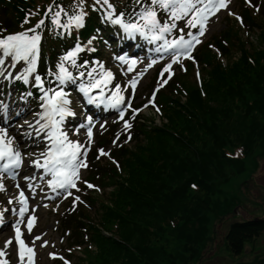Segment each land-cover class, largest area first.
Instances as JSON below:
<instances>
[{
	"label": "snow or ice",
	"instance_id": "6c2138e0",
	"mask_svg": "<svg viewBox=\"0 0 264 264\" xmlns=\"http://www.w3.org/2000/svg\"><path fill=\"white\" fill-rule=\"evenodd\" d=\"M232 2L129 0L127 5L119 7L115 0H91V3L89 0H71L68 5L52 0L35 25L23 27L30 24L32 17L41 15L40 9L26 12L21 31L8 33L7 29L0 27V80L25 86L20 101L33 96L38 101V110L31 113L32 119L29 120L20 119L21 113L14 112L12 106L0 98V194L11 193L6 206L0 203V233L12 229V235L0 244V264H12L10 257L13 250L16 264H36V242L41 241L40 247L49 246V241L44 239L47 233L33 235L39 219L37 211L41 207L49 208L48 203L31 204L38 193L42 201L62 202L72 197L70 211L74 212L80 204L89 207L81 195L75 194H83L79 185L101 191L99 186L82 176L83 170L90 169L89 152L96 143L93 130L99 122L94 115L85 114L72 128L67 127L68 119L77 117L69 85L85 98V104L116 111L117 119L113 122H122L123 127L115 134L112 145L123 147L132 141L133 121L142 112L151 107L162 114L156 102L157 94L175 75L173 66L180 65L181 70L186 71L184 61L189 60L199 68L193 53L203 44V38L210 32V23H216L222 11H227L241 27H245L244 18L231 11L229 6ZM245 4L254 7L256 12L260 11L259 5H253L252 0H245ZM90 12L97 13L102 22L117 26L122 38L132 41L139 38L151 46L146 49L149 54L147 64H144V57L113 54L112 59L118 62L122 77L134 73L123 84L116 73L106 67L105 61L81 60L82 54L98 51L94 46V41L98 39L96 35L87 41H81L76 35L73 46L59 57L55 67L45 63L44 72L40 71L45 32L61 38L70 37L86 27ZM224 43L226 45L227 42ZM209 47L218 56L223 55L215 45ZM164 60L167 63L161 67L156 87L146 98L147 103L134 108L132 101L138 85L149 69ZM142 64L144 66L140 68ZM196 76L199 81V70ZM13 117L17 119L13 120ZM106 124L107 121L100 123V128L104 129ZM82 130V140L72 138L81 136ZM121 135L125 137L123 141ZM27 141H32L38 150L26 151ZM102 157L108 158L120 169L121 165L113 158L111 149L106 151L104 147H97L94 159L99 161ZM26 164L32 171L21 175ZM59 206L57 203L52 210L58 212ZM65 235H71L70 230ZM51 246L55 247L54 244ZM49 258L70 264L55 252L49 253Z\"/></svg>",
	"mask_w": 264,
	"mask_h": 264
},
{
	"label": "trees",
	"instance_id": "16d2710c",
	"mask_svg": "<svg viewBox=\"0 0 264 264\" xmlns=\"http://www.w3.org/2000/svg\"><path fill=\"white\" fill-rule=\"evenodd\" d=\"M244 15L255 43L242 41L236 31L224 32L231 44L223 48L225 66L203 48L206 95L190 80V69L182 77L189 98L183 101L181 92L172 90L162 96L163 125L145 128L134 149L122 154L123 174L104 184L113 189L99 201L98 220L88 212L78 219L94 246L84 248L80 264H198L214 220L233 202L224 195L220 200L219 178L226 170L239 175L255 151H264V11L261 21L248 11ZM239 144L248 150L247 160L226 157ZM263 233L264 217L235 222L224 242L239 257ZM74 239L84 242L81 233Z\"/></svg>",
	"mask_w": 264,
	"mask_h": 264
},
{
	"label": "rangeland",
	"instance_id": "374dc122",
	"mask_svg": "<svg viewBox=\"0 0 264 264\" xmlns=\"http://www.w3.org/2000/svg\"><path fill=\"white\" fill-rule=\"evenodd\" d=\"M225 16L226 15L221 16L219 22L213 26L209 36L231 26V21ZM240 32L244 33L242 30H240ZM249 40H251V38H249ZM253 43H255V41ZM193 78L194 77L190 79L192 82H194ZM206 80L207 78L204 81V85L207 83ZM157 122L160 123L158 119ZM133 145L134 144L131 146ZM239 145L241 148V144ZM258 152L260 153V150ZM259 153L255 151V154L252 153L254 154L252 159L247 160L246 157L247 155L249 156V152L247 150L246 154L245 148L242 147L239 150V160L246 159L248 161H246L247 163L244 169L239 171V175L236 176L226 170V172H224L227 176L219 178V189L222 192L219 195L220 200L223 202L225 201L224 195L230 200L233 198V202L232 206L228 209V213L224 217L218 221L214 220V233L209 241L208 248L204 251L198 264H257L259 260L264 259V233L253 242L248 243L245 253L239 257L232 255L224 242L225 234L232 222L264 217V151L261 154ZM91 212L94 213V210H91ZM40 215L43 220L40 228L41 231L51 230L52 232L54 221L59 217L49 215L48 218H46L47 213L45 212H41ZM95 218L98 220L97 217ZM50 235L54 238H58L61 233ZM73 258L75 264H78L80 262L79 258H83V255L76 252Z\"/></svg>",
	"mask_w": 264,
	"mask_h": 264
}]
</instances>
